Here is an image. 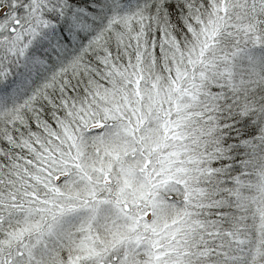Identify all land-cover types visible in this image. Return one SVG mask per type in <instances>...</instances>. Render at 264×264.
<instances>
[{
	"label": "snow or ice",
	"instance_id": "6c2138e0",
	"mask_svg": "<svg viewBox=\"0 0 264 264\" xmlns=\"http://www.w3.org/2000/svg\"><path fill=\"white\" fill-rule=\"evenodd\" d=\"M0 264H264V0H0Z\"/></svg>",
	"mask_w": 264,
	"mask_h": 264
}]
</instances>
